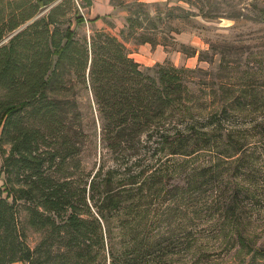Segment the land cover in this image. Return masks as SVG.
Segmentation results:
<instances>
[{"label": "trees", "instance_id": "16d2710c", "mask_svg": "<svg viewBox=\"0 0 264 264\" xmlns=\"http://www.w3.org/2000/svg\"><path fill=\"white\" fill-rule=\"evenodd\" d=\"M92 4L0 0V264H169L173 237L145 235L142 222L151 212L145 203L165 195L174 200L187 190H167L170 175L160 159L207 143L216 147L213 137L224 131L237 151L244 150L243 134L250 130L240 132L233 124L227 133L224 117L230 123L253 117L250 129L264 157V92L247 86L255 78L247 76L249 70L221 56L219 71L226 78L213 85V97L221 102L207 112L185 75L206 70L165 61L151 74L128 47L130 41L150 43L195 55L173 36L178 28L169 25L160 36L147 4L135 0L127 4L125 29L95 28L78 37L73 25L85 22L80 10ZM164 12L169 22L190 14L180 6ZM79 86L92 96L102 150L115 162L107 167L102 161L87 175L80 170L86 130ZM206 169L210 175L200 173L191 194L201 195L205 181L214 179L213 168ZM114 228L128 237L118 251L111 242ZM30 231L39 234L35 245Z\"/></svg>", "mask_w": 264, "mask_h": 264}, {"label": "rangeland", "instance_id": "374dc122", "mask_svg": "<svg viewBox=\"0 0 264 264\" xmlns=\"http://www.w3.org/2000/svg\"><path fill=\"white\" fill-rule=\"evenodd\" d=\"M121 1L125 3L124 6L118 4ZM134 1L93 0L92 6L80 10L85 22L79 26L73 25V28H76L78 37L89 35L95 28L106 27L118 33L126 28L129 13L127 4ZM140 1L147 4L160 36L167 30L166 27L173 25L180 30L179 33H172L176 40L189 46V54L196 51L195 55H187L179 47L167 51L162 45L147 43L151 48L146 52L142 48L145 44L128 42L129 49L132 54L136 53L135 59L141 61L144 70L154 74L156 64L165 61L187 69L203 68L207 72L187 71L185 75L194 91L192 95L198 97L199 103L207 107L208 112L221 102L213 97V85L226 78L225 71H219L221 56L226 54L231 66H241V71H250L247 76H255L247 86L264 92V0ZM170 6H180L190 12L187 20H164V11ZM158 47L167 53L163 59L151 56L150 52ZM201 56L205 57L204 60L200 59ZM227 87L234 88L232 83ZM78 89L86 130L80 151V170L87 175L95 173L102 161L107 167L113 166L115 162L109 158V150H102L99 130L96 132L93 123L94 114L90 106L92 96L84 88L79 86ZM233 124L240 132H243L241 128L250 130L246 131L247 135L243 134L242 140L248 142L244 150L237 151L236 145L230 144L225 131L223 136H215L214 131L213 142L217 144L216 147L207 143L197 150H186V154L163 157L159 161L162 171L166 176L170 175L167 190L175 191L177 187L187 190L174 200L173 196L165 195V199L156 198L152 203H145L151 211L142 222L145 235L165 234L173 237L169 264H264L263 148L257 141L259 136L255 135L253 128L250 129L255 124L253 117H236L232 123L224 117L223 127L228 130L227 133L233 130ZM235 139L233 137L232 141ZM103 156L107 157L106 161ZM239 157H243V160H239ZM256 159L260 163H254ZM205 168H213L214 179L205 181L208 183L201 195H193L190 191L195 178L204 172L210 175L211 171ZM168 213L170 218L166 219L164 214ZM113 224L117 225L116 220ZM113 231L115 236L111 242L114 250L118 251L121 246H126L124 240H128V237L118 228ZM29 235L31 245H35L39 234L30 231ZM138 263L144 264L143 260Z\"/></svg>", "mask_w": 264, "mask_h": 264}, {"label": "crops", "instance_id": "0c3cea01", "mask_svg": "<svg viewBox=\"0 0 264 264\" xmlns=\"http://www.w3.org/2000/svg\"><path fill=\"white\" fill-rule=\"evenodd\" d=\"M142 48L144 51L147 52V50H150L151 46H149V44H145V45H142ZM151 53V56L154 55V57H159V59H163L164 57L167 56V53L165 52V50L163 48H160L158 47L154 52H150ZM136 54V53H134ZM134 54H132V56L135 58ZM137 60V59H136ZM139 61V60H137ZM141 63V61H139Z\"/></svg>", "mask_w": 264, "mask_h": 264}]
</instances>
